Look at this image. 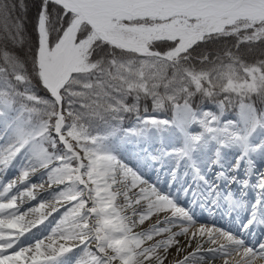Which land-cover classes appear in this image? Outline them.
<instances>
[{
  "label": "snow or ice",
  "instance_id": "obj_1",
  "mask_svg": "<svg viewBox=\"0 0 264 264\" xmlns=\"http://www.w3.org/2000/svg\"><path fill=\"white\" fill-rule=\"evenodd\" d=\"M16 8L13 0H0V42H23L24 25L14 18ZM35 31L30 68L27 57L0 48V174L14 162L20 164L19 177L0 185V264H72L67 254L77 247L81 254L75 264H164L159 250L167 252L178 243L176 236L188 234L184 223L191 225L193 214L177 204L179 196L149 185L119 159L115 140L124 113H137V125L124 130L125 135L166 134L174 141L162 155L188 169L185 175L192 176L196 189L187 185L181 192L191 195L194 206L211 213L224 200L230 211L249 213L242 232L264 226V170L253 159L254 153L264 156V139L256 142L257 136L264 137V111L252 101L254 96L264 101V59L249 64L230 49L214 57L201 51L198 59L211 67L189 66L194 46L233 36L235 48L264 42V0H41ZM197 94L210 100L222 97L216 101L220 115L194 107ZM129 97L134 103L126 102ZM142 98H150L155 110L170 104L172 117L141 116ZM228 105L237 108L236 117L222 122ZM193 125L203 131L193 132ZM210 146V165L221 169L213 180L202 170V164L211 170L204 163ZM224 149L235 153L227 165ZM242 163L247 165L243 176ZM40 170L50 187L62 186L55 199L67 207L51 235L25 244L21 238L37 223L25 217L45 204L21 212L18 199H35L36 185L17 193L12 189ZM171 174L175 179V171ZM232 185L239 186V196ZM135 188L139 192L130 197ZM250 191H255L251 202L245 198ZM121 196L125 203L117 204ZM142 201L147 202L143 211L124 213ZM163 212L171 216L134 232L138 224ZM177 224L181 232L143 246ZM215 234L232 247L221 244L207 251L221 253L225 264L233 253L241 255L238 264L264 261V243L257 251L242 236L219 228L198 229L213 245ZM196 236L193 232L192 239ZM202 248L197 242L177 264L204 260L198 255Z\"/></svg>",
  "mask_w": 264,
  "mask_h": 264
},
{
  "label": "bare ground",
  "instance_id": "obj_2",
  "mask_svg": "<svg viewBox=\"0 0 264 264\" xmlns=\"http://www.w3.org/2000/svg\"><path fill=\"white\" fill-rule=\"evenodd\" d=\"M32 9V7H30ZM32 12V10H31ZM29 16H32V13H29ZM217 115V114H216ZM219 116V115H218ZM225 117L221 116V121H224ZM193 132H200L203 131V129L199 125H193L192 127ZM138 144L135 146H128V154L125 156L122 163L126 164L128 167L133 169V171H136L139 175L142 176L144 180L148 182L149 185H155L159 190L162 192L168 193L171 192L174 196H179V199L176 201L177 204L181 203L182 198L181 195L183 193L181 192V188L187 185H192L193 189H196L194 187V182L192 179V176L185 175V172L188 171V169L185 167L183 163H181L179 166H177L176 162L172 160L170 157L162 155L166 151L171 150V146L174 144V141H170L167 138V135H164V143L163 145H157L154 143V137L153 135L151 137H137L135 139ZM261 140V139H260ZM259 140V141H260ZM257 141V143L259 142ZM2 143V142H0ZM207 153V156L204 159V163L206 161H211V154L213 155V147L210 146L208 149L205 150ZM235 153L234 151H230L228 149H224V162L225 164H230L233 162ZM19 159V158H18ZM253 159L255 161V165L260 170H264V156H261L258 153L253 154ZM203 165V164H202ZM211 170L203 168L204 174L208 177L209 180L215 179V174L219 172L221 169L220 167L211 166ZM156 167V168H155ZM247 167L246 163H242V166L240 168L239 175H244V170ZM175 171L176 178L173 179L172 172ZM14 173H18L20 175V164L18 162H14L13 167L9 168L5 173L0 174V185L6 184L9 180H12L13 178H18L17 176H13L10 178ZM235 175L236 173H232ZM254 180V177H253ZM216 183L218 185H222L223 181L217 179ZM32 185H36L35 188H32V191L35 195V199H30L27 196H24L23 202L21 203L18 199V206L21 210V212H28L29 209L32 208H39V205L41 202L45 204V207L43 209H40L39 212H28V215L25 217L26 221H37L35 226L31 228V231L26 232L24 237L21 238L23 242H28L32 240V237L30 236L28 238L29 234H33V237H36L39 232L41 231L39 228L45 227L51 220L53 219L52 216L58 214L59 210H64L67 207L66 204L57 203L55 199L56 192L59 188L62 186L60 185H52L49 186L47 182V177L44 175V170H40L34 173H31L26 181L23 183L17 182L16 187L12 189V193H17L18 191H24L27 188L31 187ZM171 185V187H170ZM116 187H122L120 185H117ZM203 187V185H201ZM238 185H232V190L236 192V195L238 193V196L240 195L238 191ZM139 192V188L132 189L129 191L128 195L130 197H135V195ZM255 196V191H250L249 194L245 197L248 201H252L253 197ZM118 201V202H117ZM117 204H124V198L118 197L117 198ZM186 202L192 203V197L189 194L188 197H185V201L182 202L181 205H184ZM146 201H142L140 205H133L132 207L125 208L124 213L131 215L133 210L140 212L144 210V206L146 205ZM184 203V204H183ZM228 205V203L224 200H221L219 202L218 208H223V206ZM214 208V207H213ZM58 209V210H53ZM194 210V211H193ZM197 209H193V207L190 208V211H192L193 214V223L191 225H214V226H222V228H225L226 230L230 232H236L238 236H240L239 231L236 227H233L231 225L227 226L225 225L220 218L211 217L209 215H206L205 213L196 211ZM50 213L51 220L49 218L47 219L48 215H46V218H43L45 214ZM64 214V213H63ZM61 214V217L63 216ZM160 214V213H159ZM159 214H153L150 218V221L146 222L144 221L143 224H138L136 228H134V232H141V231H147L150 229L153 225H155L158 220L164 219V217L171 216L170 212H166L163 215ZM249 213L247 211L242 210H232L231 216L232 218H237L240 216L241 218L248 216ZM133 219H138L137 217H133ZM48 223H46V221ZM49 220V221H48ZM39 224H41L39 226ZM162 227L164 225H161ZM197 227V226H195ZM182 229L173 231L171 228L169 232H165L163 234L155 236L152 240L146 241L143 245L144 247L149 246L150 244H154L157 241H162L167 239L170 235L173 233H179ZM38 231V232H37ZM193 232H197L196 230H193ZM42 233V232H41ZM192 235V234H191ZM181 236V235H179ZM176 236L175 240L178 241V243L172 244L167 252H165L163 249L159 250L158 254L162 257H165L164 264H177V261L182 260L184 256L188 255L189 253L193 252L196 249L197 242L203 243V248L201 249L200 253L198 255H202L205 257L204 260H197L195 264H222V263H212V260L214 257L218 256L220 253H212L207 251L209 248H218L213 244L207 243V236L201 238L198 233L197 237L195 239H184V237ZM192 237V236H191ZM241 237V236H240ZM245 245L252 246L253 240H250L247 235H242ZM257 241V239H256ZM189 242L191 243V246L189 247ZM220 243V242H219ZM224 245L231 248L232 246L228 243V241L225 239V242H223ZM177 249H180L178 252ZM79 247H77L73 253L67 254L69 257H72V264H75V257L79 256L81 253L79 252ZM240 261V260H239ZM237 262H228V264H236ZM257 264H264V261L258 260Z\"/></svg>",
  "mask_w": 264,
  "mask_h": 264
},
{
  "label": "trees",
  "instance_id": "obj_3",
  "mask_svg": "<svg viewBox=\"0 0 264 264\" xmlns=\"http://www.w3.org/2000/svg\"><path fill=\"white\" fill-rule=\"evenodd\" d=\"M13 2L17 5L16 11L14 13V18L19 17L20 20L23 19L21 16H27L28 17V23L24 25L23 28V42L13 45L11 42L4 41L0 42V48L7 47L8 50L15 52L19 57L24 59L27 57L28 59V67H31V57L30 52L34 50L36 41H37V35L35 31V22H36V16L40 8L41 0H13ZM23 5V7H20V5ZM32 7V9H30ZM51 7V6H50ZM32 10V12H31ZM29 13H32V16H29ZM21 15V16H20ZM28 32L29 36V42H26L24 40L25 32ZM236 41V37H226L222 38L220 41L216 42L215 44H208V45H201L199 47L194 46L195 51H193V59L190 62V67L195 68L196 70H200L202 68L211 67V65L202 64L200 60L198 59V56L201 51L211 53L213 57L216 55L217 52L223 53L224 50L230 49L232 52H234L236 55L240 56V58L245 63H254L259 59H264V42H254V43H243L240 44L238 48L233 47L234 43ZM227 58H225L226 61ZM161 92H163V88L160 89ZM40 95L47 96L46 92L40 91ZM222 97H217L215 100H210L206 98H202L199 94H197L196 97H194V107H201L203 105H206L210 102H216L217 100L221 99ZM252 101L254 102L256 108L258 110H261L264 107V101H262L259 97H253ZM128 104L134 103V100L132 97H129L126 101ZM145 108H147V112H145ZM227 109L234 110L235 106L228 105L226 107ZM153 111H156L153 108V103L150 98H142L139 101V114L142 115L144 113H151ZM160 111L166 113L167 115H170L172 108L170 104H165L163 109H160ZM124 119L119 124L120 130L126 128L129 126L131 121L137 116L136 112L132 113H124Z\"/></svg>",
  "mask_w": 264,
  "mask_h": 264
},
{
  "label": "rangeland",
  "instance_id": "obj_4",
  "mask_svg": "<svg viewBox=\"0 0 264 264\" xmlns=\"http://www.w3.org/2000/svg\"><path fill=\"white\" fill-rule=\"evenodd\" d=\"M21 16V15H20ZM21 18L23 19V23L26 24L28 23V17L27 16H21ZM28 32L26 31L25 32V35H24V40L26 42H29V36H28ZM199 109H203V110H208V111H211L217 115H220V109L217 107V103H212V104H208L204 107H201ZM264 111V109H263ZM236 112H237V108H236V111L233 113V112H227L226 110H224L223 112V115L225 117L224 121H227L229 119H235L236 117ZM154 116V117H157V118H160V119H170L171 117H167L165 116L164 114H162L161 112L157 111V112H154V113H151V114H145L143 116ZM136 122V123H135ZM223 122V121H222ZM135 123V124H134ZM134 124L132 126L135 127L137 125V119H135L133 121ZM124 134V135H123ZM123 135V136H122ZM159 136V137H157ZM119 139H117V141L115 143H118V150H116V154L117 156L119 157V159L121 161L124 160L125 156L128 154L129 150H128V146L132 147V146H136L138 144V142L135 140L138 136H133V135H125L124 132H122L119 136ZM122 137V138H121ZM154 137V143L159 145L158 143L155 142V138H156V141L160 142L162 144L163 140H164V136H161L159 134H155L153 135ZM122 139V140H121ZM260 139H264V137H261V136H257L256 137V142L259 141ZM163 145V144H162ZM128 151V152H127ZM213 155L211 154L212 158L214 157V148H213V151H212ZM211 158V159H212ZM234 159H235V156H234ZM233 159V161H234ZM264 161V160H263ZM206 163L210 164V161H206ZM264 165V164H263ZM216 167H218V165H216ZM156 168V167H155ZM205 168V169H208V167H204L202 165V169ZM13 176H17L19 177V174L18 173H14V175H12L10 178H12ZM116 187V186H115ZM237 196H238V193H237ZM6 199V198H4ZM118 202V201H117ZM116 202V203H117ZM182 202H184V200L182 199L181 203H179L178 205L181 206V207H184L185 209H188L190 210L191 207H195L193 204L190 206L191 203L188 204V202H186L184 205H181ZM197 210L196 211H200V212H203V213H206V215H209L211 217H218L222 220V222H224L225 224L227 225H235L237 223V228L239 230H241V224L242 223H245L248 219V216L246 218H243L239 221H237L236 219L235 220H230L229 216H230V209L229 208H226L225 211L222 210V209H217V207H214L213 208V211L210 213L207 208H204V207H200V206H196ZM222 208V207H221ZM195 209V208H194ZM194 211V210H193ZM232 211V210H231ZM64 213V210H59L58 214L56 215H53L52 216V220H51V216L48 215L47 219L49 218V220H51V222H47L46 220V223H48L45 227H41L39 228L41 231L39 232V234L36 236V237H33V234H29L28 235V238L31 236L32 237V240L28 241V242H25V244H28V243H31L34 241V239L36 238H40V239H43L44 237L48 236V235H51V232H52V229L56 227L57 223L60 221L61 219V214ZM166 212H163V213H160L159 215H163L165 214ZM232 213V212H231ZM151 218H148L146 219L145 221L148 222L150 221ZM48 220V221H49ZM41 224H39L40 226ZM184 226L185 227H188L189 231H188V234L187 235H181L182 237H184V239H188L189 238L191 239L192 237V231L193 230H196L197 233H198V229L201 227V226H204L205 228H219V229H222V230H225L224 228H222L221 226H214V225H206V224H201V225H195L197 227H195L194 225H188L187 222L184 223ZM173 229V231H177V230H180L181 227L179 224L175 225V226H172L171 227ZM259 228V230H258ZM227 231V230H225ZM38 232V231H37ZM42 232V233H41ZM229 232V231H228ZM231 233V232H230ZM244 233V232H242ZM246 235L249 236L250 239H253V245L252 246H248L246 245L247 247H252L254 250H257L259 251V245L260 243H264V226H253L251 227V229H249L247 232H246ZM179 236V237H181ZM259 236V239L256 241V238H258ZM197 237V236H196ZM215 238H216V246H220L221 244H223V242H225V238L224 237H221L219 236L218 234H215ZM220 242V243H219ZM95 245H92V248L94 249ZM80 250V248H79ZM9 252H11V250H9ZM80 252V251H79ZM227 260L228 262H237L239 260H241V255H238V254H235L233 253V255L227 257ZM222 263V264H225V257L220 253L218 256L214 257L213 260H212V263ZM258 263V260L256 261V264ZM238 264V263H236Z\"/></svg>",
  "mask_w": 264,
  "mask_h": 264
}]
</instances>
